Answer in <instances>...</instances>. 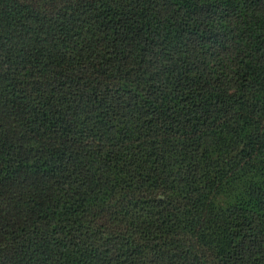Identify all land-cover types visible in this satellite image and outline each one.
<instances>
[{"label": "trees", "instance_id": "16d2710c", "mask_svg": "<svg viewBox=\"0 0 264 264\" xmlns=\"http://www.w3.org/2000/svg\"><path fill=\"white\" fill-rule=\"evenodd\" d=\"M0 264H264V0H0Z\"/></svg>", "mask_w": 264, "mask_h": 264}]
</instances>
